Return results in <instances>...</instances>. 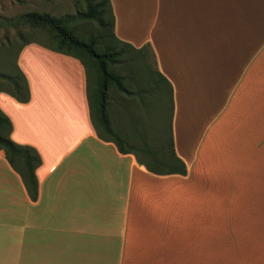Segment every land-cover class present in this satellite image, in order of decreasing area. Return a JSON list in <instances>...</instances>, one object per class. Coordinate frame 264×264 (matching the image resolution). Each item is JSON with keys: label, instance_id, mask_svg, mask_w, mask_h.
Wrapping results in <instances>:
<instances>
[{"label": "crops", "instance_id": "crops-1", "mask_svg": "<svg viewBox=\"0 0 264 264\" xmlns=\"http://www.w3.org/2000/svg\"><path fill=\"white\" fill-rule=\"evenodd\" d=\"M110 4L115 37L148 48L170 86L186 173H151L99 138L79 60L29 42L16 58L29 99L0 91V110L40 156L37 194L0 149V264H264V0ZM120 95L139 130L146 99Z\"/></svg>", "mask_w": 264, "mask_h": 264}, {"label": "trees", "instance_id": "trees-1", "mask_svg": "<svg viewBox=\"0 0 264 264\" xmlns=\"http://www.w3.org/2000/svg\"><path fill=\"white\" fill-rule=\"evenodd\" d=\"M83 3L84 10L77 12L73 17L28 12L11 20V23L26 28V31L20 30L18 36L27 38L16 45L13 57H9L13 40H8L0 47L3 58L0 63V91L18 102H26L29 99L26 78L16 64L18 52L29 42H37L50 50L72 56L78 59L84 68L89 117L97 136L112 141L121 153H133L137 162L151 173L184 175L185 164L174 154L171 134L161 139L159 144L148 143L143 132H140L141 128L136 131V116L131 111L128 113L129 124L132 125V132L140 139L141 144L132 146L113 131L107 109L110 86L120 94L138 97L141 102L146 99V95L151 94L155 95L156 101H160L163 91L159 87V80L163 82L164 78L157 71L147 69L148 65L144 58H132L126 54V48H129L143 56L142 51L145 47L135 49L115 37L110 0H83ZM38 29L45 31L48 44L28 39ZM7 58H13L12 62ZM135 60L140 61L143 70L140 74L128 71L127 75H123L115 69L117 65L128 67ZM125 81L134 85V90H129L124 84ZM167 88L171 101L170 86ZM11 128L9 118L0 110V149L3 150L10 167L19 174L29 198L35 200L37 194L35 169L40 165V156L33 147L11 140L9 136Z\"/></svg>", "mask_w": 264, "mask_h": 264}, {"label": "rangeland", "instance_id": "rangeland-1", "mask_svg": "<svg viewBox=\"0 0 264 264\" xmlns=\"http://www.w3.org/2000/svg\"><path fill=\"white\" fill-rule=\"evenodd\" d=\"M82 10H84L83 0H0V47L5 45L8 40H13L14 42L9 49V57H13L16 50V45L21 42L22 39H26L27 36L20 38V36H18V32L20 30L26 31V28L22 25L11 23V20H14L15 18H18L28 12H46L55 17H73L76 16L77 12H81ZM77 26H79V24ZM28 39L48 44V37L45 31L40 29L35 30L34 35ZM126 54L132 58H144V61L148 65L147 69L149 68L153 70V58L150 55L148 48L145 47L143 49V56H139V54L130 50L129 48H126ZM12 59L13 58H7L9 62H12ZM2 60V54L0 52V63ZM140 66V61L135 60V62L130 63V66L128 67L126 65H117L115 69L123 75H127L129 73L128 71L133 72V74H140L143 72ZM124 84L130 87L129 82L125 81ZM159 87L162 89L161 91H163L161 100L156 102L154 101V103L153 97L156 99L155 95H146L145 102L148 106V113H150V115H140L139 119L140 123L143 125L140 132H143L146 138L145 140L147 141H155V139H158V136L162 139H165L167 136H169V134H171L172 102L169 99L168 88L166 84L159 80ZM109 93L110 97L108 99L107 109L113 131L120 137L126 139L128 144L132 146L138 145L137 140H135V135L132 132L133 128L127 124L125 119L119 117V106H117V104L119 105L118 98L121 96L120 93L116 92L111 86L109 88ZM135 104H138L137 106L140 105L138 101H135ZM155 113L156 126H144V124H148L150 122L153 123L152 118ZM150 116H152L151 119H149ZM136 131H138V128Z\"/></svg>", "mask_w": 264, "mask_h": 264}]
</instances>
